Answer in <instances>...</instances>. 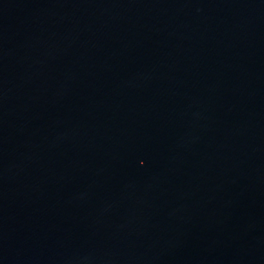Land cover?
Here are the masks:
<instances>
[{
    "label": "water",
    "instance_id": "obj_1",
    "mask_svg": "<svg viewBox=\"0 0 264 264\" xmlns=\"http://www.w3.org/2000/svg\"><path fill=\"white\" fill-rule=\"evenodd\" d=\"M0 264H264V0H0Z\"/></svg>",
    "mask_w": 264,
    "mask_h": 264
}]
</instances>
